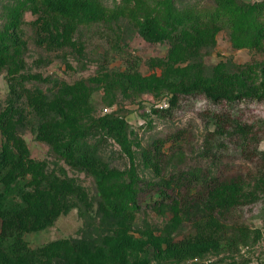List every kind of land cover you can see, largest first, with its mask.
Wrapping results in <instances>:
<instances>
[{"label": "rangeland", "instance_id": "obj_1", "mask_svg": "<svg viewBox=\"0 0 264 264\" xmlns=\"http://www.w3.org/2000/svg\"><path fill=\"white\" fill-rule=\"evenodd\" d=\"M86 1L92 15L76 11L65 17L46 13L41 0H0V40L7 44L0 51V118L12 102L10 88L18 90L17 105L0 123V149L22 153L40 177L74 184L63 183L61 193L58 188L52 204L61 205L59 210L50 213V207L39 215L24 240L34 249L66 242L65 250L48 251L47 264H75V255H81L75 241L96 250L121 234L133 245L110 254L104 264H123L122 258L127 264L136 259L264 264V169L257 159L236 154L233 140L224 137L215 155L204 153L213 125L203 100H182L172 117L154 111L165 108L172 89L183 85L225 81L233 92L262 91L264 0H239L261 7L249 13L251 24L238 27L217 15L222 9L215 0ZM146 15L156 17L165 31L162 40L148 42L139 35L137 22ZM74 98L85 103L75 125L58 126L65 133L106 114L127 123L128 151L105 137L99 154L115 171L108 191L121 185L138 191L139 209L128 218L111 217L92 174L64 161L46 138L50 124L59 123ZM240 117L255 130L257 139L250 141L264 150V104L244 107ZM221 182L230 191L220 197L240 202L212 211L209 191ZM160 193L167 199L158 206ZM200 225L218 245L187 254L158 251L160 236L193 243Z\"/></svg>", "mask_w": 264, "mask_h": 264}, {"label": "trees", "instance_id": "obj_2", "mask_svg": "<svg viewBox=\"0 0 264 264\" xmlns=\"http://www.w3.org/2000/svg\"><path fill=\"white\" fill-rule=\"evenodd\" d=\"M45 7L46 13H58L65 17L73 16L76 11H82L85 14L92 15L93 10L86 0H41ZM217 6L222 11L218 12L224 20L231 22V26H245L249 23V13L261 7V3H244L239 0H215ZM185 16L181 17V20ZM213 18V17H212ZM166 23V21H165ZM137 31L139 35L148 42H157L162 40L166 33L158 24L156 17L146 15L137 22ZM7 44L0 40V51H4ZM261 92H233L230 83L220 81L218 83H205L183 85L180 88L172 89L170 96L167 98L165 108H156L154 111L166 117H172L173 113L179 108L182 100L196 102L205 101L207 107L205 117L208 118L213 129L205 139L204 153L206 155H215L217 150L223 145L222 139L233 140V148L236 154H244L251 159H257L258 168L264 169V150H258L257 144L250 139H257L253 126L244 122L240 117L241 109L257 102L264 104V80L261 81ZM11 104L6 113L0 118V123L8 121V116L12 114L17 105L18 90L16 87L10 88ZM84 101L74 98L70 104L68 113H63L61 120L52 122L46 138L52 146L54 152L63 158L64 161L76 164L88 170L97 185L98 191L105 197L106 206L110 208L111 217L128 218L134 211L139 209L137 204L138 191L129 190L121 185L112 191H108L106 184L109 178L115 174L114 170L108 168L99 154L100 146L103 144L102 139L110 137L120 144L125 151H128L129 144L127 140V123L123 118L114 114H106L94 120V123L81 130L74 128V131L65 133L58 129L62 123H74L78 114L84 105ZM33 107L35 103L33 102ZM62 114V112H61ZM262 124V123H261ZM224 137V138H223ZM254 137V138H251ZM148 156V154H147ZM146 157V153H145ZM34 162L24 160L22 153L13 152L8 147L0 149V260L5 264H47V253L49 250H65L66 242H51L46 246L31 248L24 240V233L35 228L38 224V216L48 212L59 210V204H52L54 195L58 188L61 193L62 184L70 187L71 180L56 179L54 177L38 176L34 169ZM33 169V172H32ZM28 171L30 176L28 175ZM57 186V189L54 187ZM230 186L225 182L218 183L212 187L208 205L213 211L215 206L226 207L229 204L239 203L235 198L227 196L220 197L227 191ZM261 189L264 193V176L261 178ZM164 191V190H163ZM220 199L214 203L212 200ZM61 199V197H60ZM167 194L160 193L159 198L155 199L158 206L165 204ZM59 200V199H58ZM62 202V200H61ZM52 204V206H51ZM209 209V210H210ZM55 211V213H56ZM199 229L194 237V242L189 240L175 241L170 236H160L158 238V251L160 253L175 252L182 250V253L191 251L202 252L210 243L218 245L217 241L206 232V226ZM118 239L110 241L107 247H99L94 250V246L88 244L81 246L80 241H75V249H79L81 255H75V264H104L111 255L119 253L121 247L133 245L132 242L124 238V234L119 235ZM165 244V249L160 247ZM123 264H127L124 258L121 259ZM130 264H150L145 259H136Z\"/></svg>", "mask_w": 264, "mask_h": 264}]
</instances>
